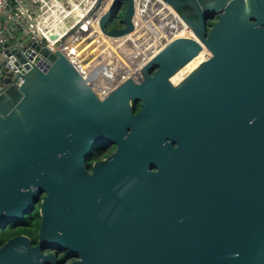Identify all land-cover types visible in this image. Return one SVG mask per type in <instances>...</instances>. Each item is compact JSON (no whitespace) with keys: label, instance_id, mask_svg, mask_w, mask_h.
Wrapping results in <instances>:
<instances>
[{"label":"water","instance_id":"95a60500","mask_svg":"<svg viewBox=\"0 0 264 264\" xmlns=\"http://www.w3.org/2000/svg\"><path fill=\"white\" fill-rule=\"evenodd\" d=\"M164 1L192 10L180 16L197 37L102 97L108 64L85 60L82 74L62 48L92 20L98 40L131 33L135 0H95L59 42L13 50L22 83L0 92V228L44 197L37 243L11 237L0 264H65L63 252L78 255L68 264H264V0ZM203 46L211 56L174 85ZM98 142L116 148L89 172Z\"/></svg>","mask_w":264,"mask_h":264},{"label":"built area","instance_id":"2783aa9c","mask_svg":"<svg viewBox=\"0 0 264 264\" xmlns=\"http://www.w3.org/2000/svg\"><path fill=\"white\" fill-rule=\"evenodd\" d=\"M76 3H74L73 0H0V92H2L7 86V83L4 82L7 78L10 80L9 84H13L15 86H19L22 83V78L19 77V74H21L19 67H23V65L19 63V59L15 57L13 50L21 52V54L24 56L25 51L31 50V45L33 43H40L42 38H45V40L51 45L55 44L64 35V32L60 33L58 35V37L60 36L59 39L55 41H51L49 38H47L46 34L50 33V27H52L55 23V19L58 14L66 12V10H72L73 7L79 8L81 11L85 9L86 5L82 8L79 7V5H76ZM74 12L75 11L72 10L71 13ZM71 13H69V15ZM136 14L140 15L141 17L140 20H136L134 16V29L131 33L135 32L137 38L136 41L140 43L145 40L144 36H150L144 33V26L151 29L155 34H158L160 31H162L168 23H174L172 26L175 28H180L182 26V23L179 22V14L176 15L170 12H165L164 6L157 0H135V15ZM64 16L65 13H62V19H68L67 22L69 24H75V22L72 20L74 16L72 18H67ZM94 23L95 20L90 21L89 26L94 25ZM143 23L144 26H142ZM64 28L66 31L68 30L66 29L65 25L62 29ZM163 34L164 33H161V35ZM50 35L52 34H49V36ZM87 36L88 34L84 35V37L81 36V34H75L72 38L75 39V41L73 40L74 42H77L78 39L80 40L83 38H85L86 41L91 42V39H88ZM123 37L125 36L114 38L115 40H113V43L116 50L112 52L111 58L114 55H117L122 61L125 62V64H130L133 66V68L123 69L120 73L129 71V74L123 76L122 78H119L117 74L112 73L113 76L110 84H106V82H104V80H102V78L99 76L97 81L101 78L103 86L109 87L110 91L114 88V86L117 85L118 82L128 78L129 76L136 80L141 79L140 72L142 68L140 71L135 70L138 63L137 56H139V54H136L134 51H124V47L126 46L124 43L128 42L127 47L136 46V44L131 43L129 40H127V38L123 40ZM174 39L175 38L169 40L168 37L165 36L163 38L165 43L162 48H164ZM96 40L98 41L97 36ZM158 45H161V42H159ZM162 48H160V50ZM8 51H10V54ZM148 56L149 54L143 55L141 58L144 60ZM72 62L83 74L82 62L80 60L79 63L74 61ZM28 64L32 65L33 61L28 60ZM108 66L112 68L110 64H108ZM11 71H13V74H9ZM108 71L110 72V70Z\"/></svg>","mask_w":264,"mask_h":264},{"label":"bare ground","instance_id":"6f19581e","mask_svg":"<svg viewBox=\"0 0 264 264\" xmlns=\"http://www.w3.org/2000/svg\"><path fill=\"white\" fill-rule=\"evenodd\" d=\"M83 1V0H82ZM94 1L95 0H92V1H90L89 3H87L86 4V7H85V9L84 10H79V8H76V7H73V9L72 10H74L75 12V14H74V21L75 22H78V21H80L84 16H85V13H86V10H88L89 8H91V6L94 4ZM158 2H160L163 6H164V11L165 12H170V13H172V14H176L175 12H174V10L169 6V5H167L166 3H165V1L164 0H157ZM107 8H108V5H105V7H104V9L103 10H107ZM72 10H66V12H62V13H65V16L64 17H67V16H69V13H71L72 12ZM176 11V10H175ZM62 13H60V14H58L57 16H56V19H55V23L53 24V26L52 27H50L51 28V31H50V33H48V34H46V37L47 38H49L50 39V36H49V34H52V35H56L57 36V39H55V40H58L59 39V37H58V35L60 34V33H62V28L64 27V25H65V27H66V29H68V26H67V23L66 24H64V21L62 20V18H61V14ZM178 14V13H177ZM176 14V15H177ZM179 16V22H181L182 23V26L180 27V28H175V27H173L172 26V24H174V23H168L165 27H164V29L162 30V31H160L158 34H155L151 29H149V28H146L145 26H144V23L142 24V26H144V33L146 34V35H150L149 37H145L144 36V41L143 42H145L146 44L147 43H150V44H152L153 46H156L157 44H159V42H163V38L165 37V36H167L168 37V39L169 40H171L172 38H180V37H190V38H196L197 36H196V34H195V32L193 31V35H190L191 33H190V30H189V28L191 29V27L189 26V25H187L186 23H185V21H184V19L180 16V15H178ZM140 17V15H135V18H136V20H139L138 18ZM182 18V19H181ZM73 19V18H72ZM84 26H82L81 27V29L76 33V34H82L83 32H84V28H83ZM94 30H96V32H95V36H94V33H93V31ZM192 30V29H191ZM98 33V29L96 28V26H95V23H94V25H90L89 26V32H88V36H87V38L89 39H91V37H92V41H96V43H97V45H98V48L100 49V55L99 56H97V57H95L94 58V60H95V62H96V64H99V65H101V66H105L106 64H110L111 66H112V68L114 67V62H115V60H116V55H114L112 58H111V54H112V52L114 51V50H116V48H115V45H114V43H113V40H115V39H113V38H109V37H106V36H101V38L97 41L96 40V34ZM161 33H164L163 35H161ZM160 34V35H159ZM49 36V37H48ZM135 36V37H134ZM127 38V40H129L131 43H134V44H136V46H130V47H128V48H125V47H127V45H128V42H126V43H124L126 46L124 47L125 49H124V51H126V50H128L129 52L130 51H134V52H136V54H139V56H140V54L141 53H139L140 51L139 50H137V47H138V42L136 41L137 40V38H136V34H135V32H133V33H129V34H127V35H125V37H123V40H125ZM74 38H70L68 41H67V43L69 42V41H72ZM55 40H51V41H55ZM60 40V39H59ZM59 40L57 41V42H59ZM123 42H125V41H123ZM66 43V44H67ZM79 43H80V40H79ZM64 45V47L62 48L63 49V52H64V54H65V56L68 58V57H70V59H72V61H74V62H77V63H79V60L83 63L85 60H87V59H89V56H87V55H85V54H83V53H73V52H71V46H72V44H67V45ZM80 44H82V43H80ZM130 45V44H129ZM163 47V46H162ZM161 47V48H162ZM160 50V49H159ZM159 50L157 51V52H155L154 54H152L141 66H140V69L141 68H143L144 66H145V64H146V62L147 61H149V60H151L152 58H153V56H155L158 52H159ZM68 55V56H67ZM139 56H137V58L139 57ZM211 56V54L209 53V50L206 48V47H202V49H201V51L195 56V57H193L186 65H184L181 69H182V71H181V69H179L176 73L178 74V76L181 78H177V79H180V80H175L174 79V76H175V74L171 77V79H170V81L174 84V85H178L183 79H184V75L185 74H190L196 67H198L202 62H204V61H206L209 57ZM110 58H111V60H110ZM69 59V58H68ZM69 59V60H70ZM143 60V59H142ZM80 66H81V64H80ZM129 66H131L130 64H125V62L124 61H122L119 57H117V61H116V67L112 70V68H110L109 66L107 67V69L108 70H110V72L111 73H115V74H117L118 76H119V74H122V73H120V72H122V70L123 69H126L127 67H129ZM82 68H83V70L85 71L86 69H90L91 67H90V65H86V64H83L82 65ZM130 68H133V67H130ZM112 70V71H111ZM135 70H137V69H135ZM137 71H140V70H137ZM181 71V72H180ZM179 72V73H178ZM124 73V72H123ZM188 74V75H189ZM187 75V76H188ZM183 77V78H182ZM102 83V80H101V78L97 81V84H96V86L94 87V89L96 90V92L99 94V96L100 97H102V96H104V95H106L109 91H110V88L109 87H104L103 86V83H102V86H101V83Z\"/></svg>","mask_w":264,"mask_h":264},{"label":"rangeland","instance_id":"374dc122","mask_svg":"<svg viewBox=\"0 0 264 264\" xmlns=\"http://www.w3.org/2000/svg\"><path fill=\"white\" fill-rule=\"evenodd\" d=\"M90 1H92V0H73V2L74 3H76V5H79V7H84L87 3H89ZM166 3V2H165ZM167 5H169L168 3H166ZM173 10H174V12L177 14L178 12L177 11H175V9L171 6V5H169ZM74 13H71L69 16H67V18H72L74 15H73ZM179 14V13H178ZM177 14V15H178ZM180 15V14H179ZM122 16H123V13L122 12H120L119 13V15H118V17H117V23L118 22H120L121 21V19H122ZM216 17H214V18H210V20H209V23L212 21H215L216 20V18H217V14L215 15ZM141 17V16H140ZM140 17L138 18L139 20H140ZM182 19V18H181ZM64 22H67V19H62ZM113 26H114V24H113ZM210 27H211V25H209ZM189 30H190V35H193V30H191L190 28H189ZM86 39L85 38H83V39H80V43H84V44H78L79 43V40L77 41V42H74L72 45H75V44H78V46H75L74 48H76L77 50H79L81 53H84V52H87L88 51V49L89 50H91V47H88L89 46V44H91V42H88V41H86ZM164 41L161 43V45H156V46H153L152 44H150V43H145V42H138V47H137V50H139L140 52L139 53H141L140 54V56L137 58V61H138V63H137V66H136V68L135 69H137V70H140V66L152 55V54H154L155 52H157L162 46H164ZM88 47V49L86 48L85 49V47ZM125 48H127V47H125ZM124 48V49H125ZM93 53V52H92ZM210 53V52H209ZM147 54H149V56L147 57V58H145L144 60H142V56L143 55H147ZM130 67H133V66H129V67H127V68H130ZM183 69V68H182ZM182 69H181V71H182ZM180 71V72H181ZM179 73V72H178ZM127 74H129V71H127V72H124V73H122V74H119V78H122L123 76H126ZM189 74V73H188ZM188 74H185L184 75V78L188 75ZM177 78H180L179 76H178V74L176 73L175 74V76H174V79L175 80H178ZM183 78V77H182ZM181 79V78H180ZM96 147L97 148H102L103 147V143L102 142H98V144H96ZM89 162L90 163H92V162H94L95 161V158L93 157V155H91L90 157H89ZM44 197V193H42L41 195H40V197H39V201H38V203L36 204V205H39V203H40V200L42 199ZM16 222H18V221H16ZM14 225V224H13ZM7 226V225H6ZM74 259H77V258H75V257H72L71 259H70V261H72V260H74Z\"/></svg>","mask_w":264,"mask_h":264},{"label":"trees","instance_id":"16d2710c","mask_svg":"<svg viewBox=\"0 0 264 264\" xmlns=\"http://www.w3.org/2000/svg\"><path fill=\"white\" fill-rule=\"evenodd\" d=\"M214 21L210 22L212 25ZM139 106L135 104L134 110H137ZM41 223V218L39 216V205H36L33 211L27 214L22 220L18 222H11L6 225H2L0 228V245H3L5 241L11 237L17 235H26L31 239L32 244L37 243V233ZM14 224V225H13ZM63 261V259L61 260Z\"/></svg>","mask_w":264,"mask_h":264},{"label":"flooded vegetation","instance_id":"af4514ba","mask_svg":"<svg viewBox=\"0 0 264 264\" xmlns=\"http://www.w3.org/2000/svg\"><path fill=\"white\" fill-rule=\"evenodd\" d=\"M178 12L181 15L187 16L189 19H192V20H195L196 19L195 15L193 14L192 10L189 7H180V9L178 10ZM178 80H180V79H178ZM101 86H102V83H101ZM136 103H137V105L139 107L137 108V110H134L133 109V112L134 113H137L139 111V109H140V103L139 102H135L134 103V107H135V104ZM115 148H116V146L113 143H103V147L102 148H97L96 145H95V149L91 153V155H93V157L95 158V161L94 162H96V161H98V160H100L102 158H105V157L109 156L111 153H113L115 151ZM94 162L90 163L89 160L86 161L85 166H86V168L88 169L89 172L91 171V167H92V164ZM72 257L78 258V255H74V254H71L69 252H63V253H59L58 254L57 259H58L59 262H61V260L63 259V262L65 264H68V263L76 260V259H74V260L70 261V259Z\"/></svg>","mask_w":264,"mask_h":264},{"label":"crops","instance_id":"0c3cea01","mask_svg":"<svg viewBox=\"0 0 264 264\" xmlns=\"http://www.w3.org/2000/svg\"><path fill=\"white\" fill-rule=\"evenodd\" d=\"M95 32H96V30H94L93 31V33H94V36H95ZM88 34V32L87 33H85V32H83L82 34H81V36H83L84 37V35H87ZM89 35V34H88ZM135 37V36H134ZM74 41H75V39H73ZM69 41L67 44H73L74 43V41ZM79 40V39H78ZM77 40V41H78ZM93 39H92V37H91V44H89V46L88 47H91V50H89L88 49V47H86L87 49H88V51L87 52H84L83 54H85V55H90L89 56V59L87 60V61H89V60H92V59H94L95 57H97V56H99L100 55V49L98 48V45H97V43L95 42V41H92ZM66 44V45H67ZM78 44H80V43H78ZM78 44H75V45H72L71 46V52H73V53H81L79 50H77L76 48H74L75 46H78ZM82 44H84V43H82ZM128 47H130V46H128ZM127 47V48H128ZM93 52V53H92ZM68 56V55H67ZM117 55H116V60H115V62H114V67L112 68V70L116 67V61H117ZM69 59H70V57H68ZM71 61H72V59H70ZM82 64H85V63H82ZM111 70V71H112Z\"/></svg>","mask_w":264,"mask_h":264}]
</instances>
